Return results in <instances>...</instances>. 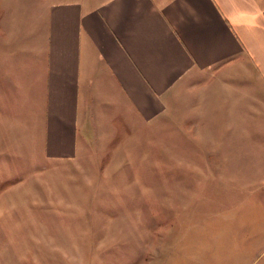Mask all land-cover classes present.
<instances>
[{
	"label": "crops",
	"instance_id": "0c3cea01",
	"mask_svg": "<svg viewBox=\"0 0 264 264\" xmlns=\"http://www.w3.org/2000/svg\"><path fill=\"white\" fill-rule=\"evenodd\" d=\"M196 89L209 147L264 149V0H0V163L74 160Z\"/></svg>",
	"mask_w": 264,
	"mask_h": 264
},
{
	"label": "rangeland",
	"instance_id": "374dc122",
	"mask_svg": "<svg viewBox=\"0 0 264 264\" xmlns=\"http://www.w3.org/2000/svg\"><path fill=\"white\" fill-rule=\"evenodd\" d=\"M206 102L121 117L71 161L4 158L0 264H264V149L209 147Z\"/></svg>",
	"mask_w": 264,
	"mask_h": 264
}]
</instances>
